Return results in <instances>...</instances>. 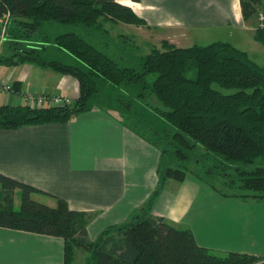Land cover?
Here are the masks:
<instances>
[{
  "label": "trees",
  "instance_id": "16d2710c",
  "mask_svg": "<svg viewBox=\"0 0 264 264\" xmlns=\"http://www.w3.org/2000/svg\"><path fill=\"white\" fill-rule=\"evenodd\" d=\"M240 3L244 19L255 20V39L264 45V25L259 21L263 1ZM0 20H6L7 52L0 54V65L35 64L73 76L80 89L70 105H1L0 129L65 124L94 108L109 111L101 97L105 83L130 92L133 100L117 99L125 111L116 104L110 106L117 108L130 129L156 145L162 156L160 180L152 199L128 222L110 225L95 241L89 238L86 213L3 172L0 227L63 238L64 264H74L78 250L89 252L90 264H264V259L254 254L202 246L190 226L152 214L153 202L168 180L182 182L189 174L222 196L264 201L263 65L229 42L181 47L167 39L136 63L132 55H123L125 47L119 44L131 38L120 35V41L115 42L104 23L149 25L133 7L117 0H0ZM72 25L87 30L88 39L70 29ZM52 47L71 53L85 68L48 58ZM149 74L156 75L151 83L147 82ZM135 87L141 89L134 95ZM146 90L158 102L154 110L171 126L172 134L166 127H150L152 136L137 129L142 122L131 115V108L135 98L147 96ZM14 91H20L18 84ZM167 156L170 163L162 166ZM34 194L54 197L56 206Z\"/></svg>",
  "mask_w": 264,
  "mask_h": 264
},
{
  "label": "crops",
  "instance_id": "0c3cea01",
  "mask_svg": "<svg viewBox=\"0 0 264 264\" xmlns=\"http://www.w3.org/2000/svg\"><path fill=\"white\" fill-rule=\"evenodd\" d=\"M117 1L133 7L149 27L112 21L109 25L171 32L169 41L181 47L206 38L229 42L249 56L264 55V45L254 37L255 20L244 19L240 0ZM120 35L130 37L127 32ZM4 52L0 49V54ZM8 84L13 86L11 91L6 89ZM15 84L19 92L14 91ZM79 92V82L71 75L29 63L0 65V106L24 105L28 94L60 93L75 99ZM121 117L116 111L94 108L65 124L0 129V172L55 194L72 209L86 213L89 238L95 241L110 225L128 222L152 199L160 180V149ZM44 197L45 203L56 206L54 197ZM152 214L190 226L202 246L264 259V201L222 196L188 175L182 182L168 180L153 202ZM85 252L77 251L74 264H90ZM0 264H64V240L0 227Z\"/></svg>",
  "mask_w": 264,
  "mask_h": 264
},
{
  "label": "rangeland",
  "instance_id": "374dc122",
  "mask_svg": "<svg viewBox=\"0 0 264 264\" xmlns=\"http://www.w3.org/2000/svg\"><path fill=\"white\" fill-rule=\"evenodd\" d=\"M5 21L0 20V49H1L2 53L5 50L4 35H3V24ZM259 21H260V19H259ZM261 23H263V22H261ZM104 26L111 28V31H110L111 32V38L115 42L120 41L118 38V35L120 34V32L121 33L127 32L129 34L131 41H129V42L126 41L125 43L119 42V44H120V46L125 47V51L122 52L123 55H125V57H129L130 55H132L136 59V61H137L136 63H139L142 61V60H140L141 57L145 56L146 53L150 51L151 47H153V46L160 47L162 44V40H164L166 38L168 39V37L173 36V34L171 32L168 33L164 30H147V29H144L143 32H141V31H137L135 29L127 30V29H124L123 27L121 28L117 25L116 26L111 25V24L109 25L108 22L104 23ZM69 28L77 31L80 35H82L83 37H86L88 39V37H89L88 31L83 29L82 26H73L72 25ZM97 34H99V33H97ZM99 37L102 38V35L99 34ZM168 41H169V39H168ZM213 42H214L213 40H209L206 38L205 39L198 38V39H194L191 42H184V43L186 46H190L193 44L206 45V44H210ZM244 48H247V46H245ZM47 55H48V58H50V59L61 60L65 63L85 68V65L82 61H80L74 55H72L71 53H69L63 49H58L57 47H52L49 49ZM252 56H250L252 59H254L260 65L264 66V55L258 54L259 58H256L255 56L252 57ZM155 79H156L155 74H149L147 76V82L151 83ZM137 86H141V85H137ZM138 88L141 89L140 87H135V88H132L131 92L135 95V93L138 92ZM146 94H147V96L145 98H139V97L135 98L134 99L135 102H133V106L131 108V111H132L131 115L136 117V118H139L142 122L139 124V127L141 129L139 127L137 129H139L140 131H143L144 133L147 132L146 133L147 135L149 134L152 136L153 132L149 131L150 127L154 128L156 130L161 129L162 127H164V128L166 127L167 133L169 131L170 134H172L173 129L169 130V128H171V126L166 124L163 121L162 117L160 115H158V113L154 110L155 105L158 104V102H156L154 99L155 97L154 96L151 97L148 90H146ZM101 95H102L101 96L102 100L107 102V106L105 108H107L108 110L111 109V111L117 110L116 107L114 108V106H110V105H115V104L120 106V107H123V111H125V108H124L125 105L122 104L121 101H119L117 99H124L126 101L128 99H132V97H133L130 95V92H128V90L126 88L116 87L114 85H108L105 83H104V89H103V92ZM72 100H74V98ZM108 106L113 107V108H109ZM116 113H117V111H116ZM118 115H120V114L118 113ZM124 115H126V114H124ZM128 123L130 124V122H128ZM169 163H170V157L167 156L163 160L162 166L169 165ZM193 166H194V169L197 168V165L193 164ZM160 167H161V165H160ZM189 175H193V174H189ZM208 188L212 189L209 186H208ZM33 196L35 198H38L40 201H43V202L46 201V198L42 194H34ZM37 196H39V197H37ZM16 205H19V198L16 201ZM86 254H87V251L85 252V256H86Z\"/></svg>",
  "mask_w": 264,
  "mask_h": 264
},
{
  "label": "built area",
  "instance_id": "2783aa9c",
  "mask_svg": "<svg viewBox=\"0 0 264 264\" xmlns=\"http://www.w3.org/2000/svg\"><path fill=\"white\" fill-rule=\"evenodd\" d=\"M259 19L261 22H264V14L261 12L259 15ZM6 89L11 91L13 86L8 84L6 85ZM73 100L71 97L66 96L64 94H28L26 95V104L30 106L43 107V106H52L59 104H72Z\"/></svg>",
  "mask_w": 264,
  "mask_h": 264
}]
</instances>
